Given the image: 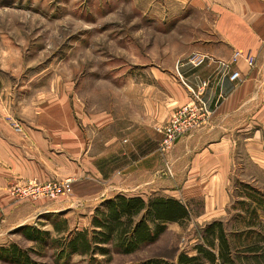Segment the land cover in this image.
Returning <instances> with one entry per match:
<instances>
[{
    "label": "rangeland",
    "instance_id": "374dc122",
    "mask_svg": "<svg viewBox=\"0 0 264 264\" xmlns=\"http://www.w3.org/2000/svg\"><path fill=\"white\" fill-rule=\"evenodd\" d=\"M186 5L175 0H0V114L18 121L48 116L51 127L71 122L84 132L85 147L99 154V165L112 166L119 180L132 172L125 182L129 191L115 194L176 196L190 210L188 218L168 222L156 241L128 254L66 257L59 255V245L68 234H51L41 245L13 235L39 264H135L150 258L171 261L181 251L195 255L194 246L205 243L203 231L212 220H222L227 231L248 220L243 203L249 199L242 183L264 194V170L255 171L247 163L231 171L223 204L206 203L201 192L193 193L183 181L171 179L174 146L164 153L158 150L153 124L167 118L168 108L180 102L183 92L167 89L163 73L172 75L175 67L190 66L186 58L201 51L205 36V11ZM108 138L112 142L106 148L103 141ZM262 141L264 147V137ZM154 143L153 155L149 152ZM139 157L149 160L143 169L132 167ZM184 168L179 164L181 176ZM153 186L160 187L157 193L150 192ZM212 190L206 188L208 198ZM219 198L216 194L213 199ZM96 202L51 218L44 214L43 221L30 220L29 225L52 230L54 222L72 232L76 222H88L85 215L92 208L94 213ZM219 205L223 210L219 218L205 213V206L218 211ZM259 215L260 225L255 227L264 237V211L260 209Z\"/></svg>",
    "mask_w": 264,
    "mask_h": 264
},
{
    "label": "crops",
    "instance_id": "0c3cea01",
    "mask_svg": "<svg viewBox=\"0 0 264 264\" xmlns=\"http://www.w3.org/2000/svg\"><path fill=\"white\" fill-rule=\"evenodd\" d=\"M175 1L205 11V36L198 49L207 57L199 67H175L172 75L163 73L167 89L180 88L183 92L180 102L175 101L168 108L167 118L157 120L153 127H157L156 139L160 140V130L172 111L180 103L194 99L202 87L198 97L211 115L204 127L181 137L174 144L170 154L173 165L169 172L174 182L181 180L183 186L191 188L193 193L201 192L204 202L223 204L231 171L247 163L255 171L264 170V0ZM235 50L250 53L255 59L254 66H248L243 60L232 64L231 56ZM232 70L238 71L239 81L230 80ZM7 116L0 114V246L16 244L17 235L29 243L41 245V242L29 240L17 230L29 225L30 220L43 221L41 216L44 214L51 218L85 202H100L117 193L114 191H129L125 182L132 172L123 173V180H119L112 166L107 169L99 165V154L85 147L84 132L70 125L71 122L51 127L48 116L26 118L24 121ZM12 123L19 124L20 131L13 128ZM111 142L112 139L108 138L103 145L107 148ZM156 145L154 143L150 147L149 153L155 154ZM141 146L145 148L143 144ZM146 161L149 160L139 157L136 166L132 167L143 169ZM179 164L185 165L182 176ZM127 166H131L130 162ZM64 177L72 179L71 198L65 199L69 204L64 199L18 200L8 192V187L18 182ZM138 186L140 184L135 187ZM155 186L150 192H158L160 187ZM206 188L213 189L209 198ZM214 192L220 196L218 200L213 199ZM135 195L145 199L149 197L142 193ZM172 197L181 201L176 196ZM26 207L28 209L23 210ZM92 210L85 215L88 222H76L72 232L66 227L55 231L54 222L50 225L52 230L48 228L46 231L55 236L91 230ZM222 211L220 205L218 211L205 206V213H209L211 218H219ZM33 224L36 225V221ZM38 227L39 230L43 228ZM113 253L117 252L111 251ZM0 264L13 263L0 259Z\"/></svg>",
    "mask_w": 264,
    "mask_h": 264
},
{
    "label": "trees",
    "instance_id": "16d2710c",
    "mask_svg": "<svg viewBox=\"0 0 264 264\" xmlns=\"http://www.w3.org/2000/svg\"><path fill=\"white\" fill-rule=\"evenodd\" d=\"M246 198L248 220L243 227L225 229L222 220H212L203 231L205 243L194 246L195 255L181 251L171 261L150 258L135 264H243L242 261H264V237L258 224L259 210L264 211V194L258 188L242 183ZM186 204L172 196L155 195L144 198L135 194L118 193L102 199L95 207L91 230L68 234L60 243V256L110 255L111 251L128 254L140 245L156 241L168 222H179L189 217ZM244 217V216H240ZM257 219V220H256ZM55 231L61 230L54 226ZM29 240L45 242L50 233L30 225L19 229ZM0 259L13 264H39L16 244L0 246Z\"/></svg>",
    "mask_w": 264,
    "mask_h": 264
},
{
    "label": "built area",
    "instance_id": "2783aa9c",
    "mask_svg": "<svg viewBox=\"0 0 264 264\" xmlns=\"http://www.w3.org/2000/svg\"><path fill=\"white\" fill-rule=\"evenodd\" d=\"M206 57L204 52L193 51L187 56L186 64L192 67H199L205 63ZM239 60H243L250 67H253L255 63V59L250 53L235 50L231 56V63L235 64ZM229 78L231 81H239L238 71L232 70ZM199 93L198 95H200ZM198 95L194 99L177 106L161 128V137L158 144V150L161 153L169 151L181 137L207 124L211 112L203 104ZM14 128L20 131L21 127L16 123L14 124ZM8 192L18 200H29L33 202L39 200L54 201L62 197H67L72 193V179L64 177L50 178L45 181L18 182L9 186Z\"/></svg>",
    "mask_w": 264,
    "mask_h": 264
}]
</instances>
